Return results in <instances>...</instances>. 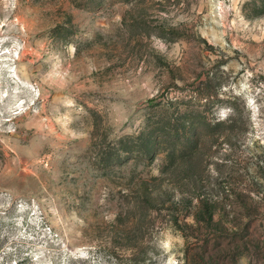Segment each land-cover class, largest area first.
I'll return each mask as SVG.
<instances>
[{
	"label": "rangeland",
	"instance_id": "374dc122",
	"mask_svg": "<svg viewBox=\"0 0 264 264\" xmlns=\"http://www.w3.org/2000/svg\"><path fill=\"white\" fill-rule=\"evenodd\" d=\"M0 264H264V0H0Z\"/></svg>",
	"mask_w": 264,
	"mask_h": 264
}]
</instances>
